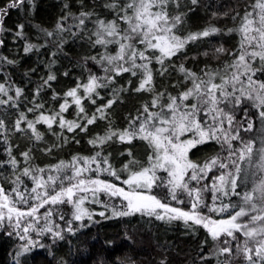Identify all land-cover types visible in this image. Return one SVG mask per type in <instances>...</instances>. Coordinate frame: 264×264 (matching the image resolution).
<instances>
[{
	"label": "snow or ice",
	"instance_id": "snow-or-ice-1",
	"mask_svg": "<svg viewBox=\"0 0 264 264\" xmlns=\"http://www.w3.org/2000/svg\"><path fill=\"white\" fill-rule=\"evenodd\" d=\"M198 4L199 0H187V4L184 0H110L103 7L111 12V20L99 16L95 9L83 10L82 3L78 13H73L65 4L54 28L31 25L40 38L39 43L26 35L24 23L17 24L15 30L4 26L11 10L24 11L27 7L30 12L32 0H6L0 6V47L4 46L3 36L8 33L13 42L23 41L25 55L48 50L49 56L43 65L48 70L46 77L31 81L36 68L23 74L35 85L29 99L24 87L10 76H3L5 66L15 67L18 61L0 54V76L3 77L0 109L13 113L9 117L0 111V144L4 145L3 153L7 156L0 161V167H7L12 173L6 178L10 186L7 191L4 184H0V229H7L6 234L15 236L20 242L12 254L14 264H21V258L37 249H47L48 255L55 259L53 249L57 242L87 227L85 220L93 221L96 213L90 212L85 204L89 201L103 203L99 198L101 194L121 201L119 208L112 207V217L140 214L158 221L180 220L188 227L205 229L208 239L192 258V264H207L211 258L216 259V264H264V176L253 182L251 191L243 193L241 205L217 204L223 197L239 196L236 189L241 176L247 178L255 174L242 168L240 161H247L255 170L264 172V79L259 78L264 76V0H245L231 12H213L214 19L227 17L236 23L237 26L227 29V33L209 25L197 32L177 34L183 29L187 16L181 9L187 7L190 12ZM232 33L239 36L236 49L228 50L220 45L211 52L201 53L217 60L227 55L230 62L225 61L222 67L213 69L206 65L197 74L184 63L166 64L178 55L189 59L185 50L192 43ZM67 37L86 38L90 48L102 51L82 58L86 80L77 78L75 86L61 96L52 89L57 79L53 67L68 43ZM110 45L116 46L114 54L109 51ZM153 63L159 65L157 72L161 77L168 74L170 68L177 71L182 77L177 83L185 86V90L177 95L157 92L153 83ZM255 64L259 66L253 67ZM94 67L103 74L97 75ZM125 73L139 78L132 91L147 92L151 99L140 106L137 115L127 118V126L121 130L114 126L109 110L118 101L122 102L121 92L127 89L112 88L111 98L90 116L84 101L95 105L93 97L103 99L99 90L109 88ZM63 75L67 77L68 72ZM46 90L52 91L53 101H61L58 109L49 111L40 100ZM22 104L28 105L23 111L20 110ZM72 106L76 109L75 117L69 120L64 114ZM98 120L105 121L107 128L103 135L88 139L87 143L97 149L90 156L75 155L68 162L61 160L40 167L34 164L32 147L20 152V160L12 154L10 138L13 134L19 133L35 144L44 139L38 125L46 126L50 132L54 125L57 126L59 132H52V135L59 143L42 149L50 154L53 148L69 142L65 133L72 134L71 140L79 144L75 138L77 130L87 133L89 126ZM134 140L148 145L147 166H139V161L128 150L126 154L130 159L120 169L127 177L121 179L109 161L111 153L105 155L104 147L110 142L131 144ZM207 143L217 144L220 152L202 163L189 159L191 150ZM21 163L24 164L22 168ZM137 166L138 170H133ZM214 170L219 171V175L209 177ZM158 172L166 176H159ZM102 174L126 187L101 179ZM25 180L31 181L32 186L29 187ZM154 188L161 189L160 196L153 194ZM205 193H211L210 203ZM184 196L188 199H183ZM169 200L177 205L188 203L190 207L185 210L173 206ZM62 205L69 206L70 212L62 211ZM229 208L237 210L227 218L214 219L211 215L227 212ZM98 215L105 217L104 212ZM244 217L248 219L241 222ZM45 238L49 241L47 244L42 242ZM209 240L213 247L206 251ZM105 243L112 244L111 241ZM57 264H64V261ZM99 264L106 262L101 260ZM119 264H136V261L127 258ZM159 264H168L167 257Z\"/></svg>",
	"mask_w": 264,
	"mask_h": 264
},
{
	"label": "trees",
	"instance_id": "trees-1",
	"mask_svg": "<svg viewBox=\"0 0 264 264\" xmlns=\"http://www.w3.org/2000/svg\"><path fill=\"white\" fill-rule=\"evenodd\" d=\"M32 2L33 7L30 12L27 7L24 11L11 10L4 21V26L5 28L15 30L17 24L24 23L26 35L33 42L37 43L40 42V38L31 25H40L48 29L54 28L57 20L63 14L65 4L70 6V10L73 13H78L82 10L80 7L82 3L84 6L83 10L85 11L95 9L96 13L106 20L113 18L111 12L103 7L110 0H32ZM5 3L6 0H0V6H3ZM184 3L187 4V0H184ZM244 3L245 0H199L198 6H195L192 11L188 12L187 7L181 9V11L187 12V16L183 29L177 34L186 35L188 32H197L209 25L220 28L227 33V29L237 26L236 23L227 17L214 19L212 13L231 12L233 7L239 8ZM88 28L91 29L92 25L89 24ZM3 38L5 39V44L3 47H0V54L18 61L15 67L5 66L3 76H10L16 84L24 87L25 95L31 99V90L35 85L26 79L23 74L31 68H36V73L31 76V81H39L41 76L46 77L48 70L43 65L49 59L48 50H41L40 53L33 52L25 55L22 51L23 41L13 42L12 36L8 33H5ZM67 39L68 43L65 45L63 53L58 54L57 63L53 67L57 79L52 83V89L61 94V96L65 91L75 86L77 78L81 81L86 80L87 72L83 67L82 58L102 51L100 48H90L86 38L73 40L72 37H67ZM238 43L239 36L235 33L204 38L186 47L185 51L189 59L185 60L184 55H178L173 57L170 62H166V64L170 63L178 66L180 63H184L186 68L200 74L201 69L206 65L214 69L222 67L225 61L230 62V58L227 55H222L217 60L211 56L205 57L201 53L206 50L211 52L212 49L220 45H223L225 49L234 50L237 48ZM109 51L114 54L116 46L110 45ZM193 56L196 57L195 60L191 59ZM258 66V64L253 65V67ZM152 68L154 75L153 83L157 92L166 91L172 95H177L179 92L185 90V86L177 83L182 79L177 71L170 68L169 73L161 77L157 72L159 65L153 63ZM93 70L96 71L97 75L103 74L98 67H94ZM64 72H68L67 77L63 75ZM259 78L264 79V76H260ZM2 81L3 77L0 76V82ZM129 81H131L130 86ZM216 82L219 81L217 80ZM138 83V77H131L127 73L117 77L115 83L109 88L99 90L100 96L103 99L93 97L96 99L95 105L87 100L84 101L86 112L90 116L97 107L105 104L111 98L112 88L127 89L121 92L120 101L122 102L118 101L109 110V115L114 126L122 130L127 126V118L137 115V110L140 109V106L151 99V95L147 92L136 93L132 91L137 87ZM174 84H176V87H173ZM52 94V91L46 90L40 97V100L45 103L49 111L51 109H58L59 103L61 102L60 100L53 101L51 99ZM27 106L22 104L20 110L23 111ZM0 111L5 112L9 117L13 116V113L6 112L4 109H0ZM75 112V106H72L64 114L65 118L69 120L73 119ZM29 118H32L31 114ZM237 119H239V116H237ZM106 128L105 121L98 120L96 124L89 126L87 133H79L77 130L75 138L80 141L79 144L71 140L72 134L65 133L69 137V142L62 144L61 147L53 148L49 154L42 151V149L46 146L51 147L54 143H59L56 137L52 135V132H59V128L54 125L50 132L46 126L38 125L39 131L44 135L43 141L34 144L19 133L13 134L10 138L13 144L12 154L20 160V152L32 147L34 164L40 167L51 166L61 160L68 162L75 155L90 156L97 149L92 148L87 143L88 139L93 138L97 134L103 135ZM247 135L251 136L252 134ZM15 145H19V147L17 148ZM3 148L4 145L0 144V161L7 159V156L3 153ZM128 150L139 161V166H147V158L150 150L144 141L134 140L131 144L110 142L104 147L105 155L111 153L109 161L117 169L121 179L127 177V173L120 172V169L130 159L126 154ZM219 152L220 148L217 144L207 143L191 150L189 159L197 163H202L204 160ZM121 153H125V155H121ZM239 163L242 168H247L249 165L247 161H240ZM23 166L24 164L21 163L20 167L22 168ZM139 166L133 170H138ZM248 171L249 173L254 172L255 174L249 175L247 178L243 175L241 176L236 189L240 195L223 197L221 201H217V204L221 202L231 203L233 205L242 204L243 193L251 191L253 182L258 181L264 176V172L255 170L253 166H250ZM216 173H209V176L219 175V171H216ZM157 174L162 177L166 176L163 172H158ZM11 175L12 173L7 167H0V184H4L6 191L10 187L6 182V178ZM100 178L126 187L120 181H116L107 174H102ZM25 183L29 187L32 186L31 181L25 180ZM153 194L160 196L161 191L154 188ZM99 198L103 203H92L89 201L85 204V207L90 212L96 213L93 216V221L85 220L84 223L87 227L80 229L75 236H67L65 241L57 242L53 249L55 259L48 255L47 249H37L30 255L21 258V264H49L50 261L51 264H57L60 260H63L64 264H99L101 260H104L106 264H119L120 260H126L127 258L134 259L136 264H159V261L165 256L167 257L168 264H192V258L198 255L202 243L208 239L206 230L201 226L188 227L180 220L171 222L158 221L140 214L129 217H112V207L116 206L119 208L121 201L113 200V203L108 202V199L103 194ZM182 198L185 200L188 199L186 196ZM205 198L210 203L211 193H205ZM168 202L173 206L182 207L185 210L190 207L188 203L177 205L174 201L169 200ZM60 208L65 213L70 212L69 206L62 205ZM234 210L237 209L229 208L227 212L211 215L214 219L227 218ZM40 211L43 212L44 209ZM99 212H104L105 217L110 218L99 216ZM247 219L248 217L241 218V222ZM7 231V229H0V264H14L12 254L20 243L15 236L9 237L6 234ZM106 241H111V246L106 244ZM42 242L47 244L49 241L45 238ZM212 247L213 245L209 240L206 251ZM207 264H216V259L211 258Z\"/></svg>",
	"mask_w": 264,
	"mask_h": 264
},
{
	"label": "rangeland",
	"instance_id": "rangeland-1",
	"mask_svg": "<svg viewBox=\"0 0 264 264\" xmlns=\"http://www.w3.org/2000/svg\"><path fill=\"white\" fill-rule=\"evenodd\" d=\"M191 102H192V101L190 100L189 103H191ZM249 168H250V165H248L247 169H249ZM213 174H217V173H216V170L213 171ZM209 177H211V176H209ZM208 182H210V181H208ZM159 191H161V189H159ZM106 198L108 199L107 201H108V202H111V203L114 202L113 200H118V201H120L118 198H116V199H111V200H110L108 197H106ZM118 201H117V203H118ZM118 204H119V203H118Z\"/></svg>",
	"mask_w": 264,
	"mask_h": 264
}]
</instances>
